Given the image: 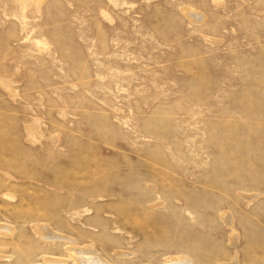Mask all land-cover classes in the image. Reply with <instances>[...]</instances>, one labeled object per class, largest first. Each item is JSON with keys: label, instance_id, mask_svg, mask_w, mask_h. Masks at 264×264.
I'll use <instances>...</instances> for the list:
<instances>
[{"label": "rangeland", "instance_id": "obj_1", "mask_svg": "<svg viewBox=\"0 0 264 264\" xmlns=\"http://www.w3.org/2000/svg\"><path fill=\"white\" fill-rule=\"evenodd\" d=\"M0 149V264H264V0H0Z\"/></svg>", "mask_w": 264, "mask_h": 264}, {"label": "bare ground", "instance_id": "obj_2", "mask_svg": "<svg viewBox=\"0 0 264 264\" xmlns=\"http://www.w3.org/2000/svg\"><path fill=\"white\" fill-rule=\"evenodd\" d=\"M0 189H2L0 190V202L3 204V209H0V232H1L0 234L5 235L8 234L12 228L9 225L10 223L8 224L7 222H4L5 220L7 221L9 214L7 212L3 213V211H7V210L10 211V209L13 208L14 206H16V208H20L21 202L25 196L22 194L21 190H18L17 193H13L3 190L5 189L3 188V186L0 187ZM17 197H19V201ZM135 197L136 198L134 199V197H132L131 195V200L134 202H136L137 200H141L140 198H144L147 199L148 201L155 202L157 205L162 204V202L157 197H154V195L148 191L146 192V194L140 193L139 196H135ZM163 204L166 206V204L168 203H165L163 201ZM222 217H224V219H227L228 222L232 224L230 215H228L227 213H223ZM37 224L34 226V228L36 229V234L40 237L41 240L39 241L41 244V254H42L41 264H116V263L122 264V262H124L125 264L124 259L126 258L107 259L103 255V252L97 251L93 243L98 241H75L69 235H64V234L60 235L54 233L51 227L47 225V223H44L43 221H41V225H37ZM55 236L57 237V240L54 239ZM0 242L3 243L1 240ZM106 242L109 244L107 245L106 243L107 246L103 244L100 245L101 247L100 250H103L104 248L106 250V253L113 252L117 256L126 255L124 253V250H128V246H130V244L125 245L126 244L125 242H121V243L113 242V241H106ZM146 242L151 243L152 241H146ZM194 242L195 240L193 242H186V241L185 243L182 242L181 243L182 245H180L182 247H179L181 249L179 250L180 254L174 257L167 258L164 264H193V260H194L193 256L197 255V253L191 251L197 249V247L195 246L196 244H194ZM62 244H66V246L63 247ZM1 247H0V251L2 249ZM60 248L64 249V253L62 250H60ZM0 255H2V257L10 256L5 254H0ZM194 258L198 259L200 257L197 256ZM220 264H231V263L220 262Z\"/></svg>", "mask_w": 264, "mask_h": 264}]
</instances>
